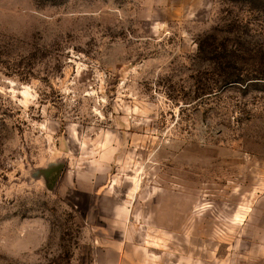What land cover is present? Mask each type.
<instances>
[{
    "label": "rangeland",
    "instance_id": "374dc122",
    "mask_svg": "<svg viewBox=\"0 0 264 264\" xmlns=\"http://www.w3.org/2000/svg\"><path fill=\"white\" fill-rule=\"evenodd\" d=\"M0 264H264V0H0Z\"/></svg>",
    "mask_w": 264,
    "mask_h": 264
},
{
    "label": "trees",
    "instance_id": "16d2710c",
    "mask_svg": "<svg viewBox=\"0 0 264 264\" xmlns=\"http://www.w3.org/2000/svg\"><path fill=\"white\" fill-rule=\"evenodd\" d=\"M231 81H240V80H239V78H234V79H231L230 82Z\"/></svg>",
    "mask_w": 264,
    "mask_h": 264
}]
</instances>
